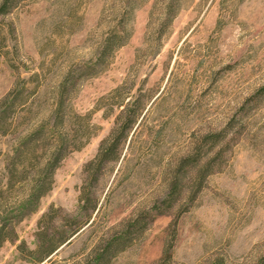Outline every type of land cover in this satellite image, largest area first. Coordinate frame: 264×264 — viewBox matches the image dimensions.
Here are the masks:
<instances>
[{"label": "rangeland", "instance_id": "obj_1", "mask_svg": "<svg viewBox=\"0 0 264 264\" xmlns=\"http://www.w3.org/2000/svg\"><path fill=\"white\" fill-rule=\"evenodd\" d=\"M10 7L0 12V101L24 90L18 99L28 103L8 109L10 127L0 135L7 236L0 264H37L38 220L51 205L42 227L57 239L56 231H70L68 216L92 215L39 264H88L101 237L130 219H144L140 232L101 264H264V0H12ZM116 28L130 36L101 61ZM71 71L77 86L64 129L78 127L76 115H91L92 136L66 154L32 212L34 205L15 202L26 186L7 165L26 141L39 153L54 142V131L38 124ZM124 105L140 109L139 118L119 159L94 181L85 166ZM25 160L18 156L33 172L37 161ZM84 187L94 199L87 210Z\"/></svg>", "mask_w": 264, "mask_h": 264}, {"label": "trees", "instance_id": "obj_2", "mask_svg": "<svg viewBox=\"0 0 264 264\" xmlns=\"http://www.w3.org/2000/svg\"><path fill=\"white\" fill-rule=\"evenodd\" d=\"M11 3L12 0H4L0 5V12H8L11 9ZM172 16L173 11L171 10L167 14L166 18H168V20L163 24V28L173 20ZM129 36V33L125 28H121L119 30L116 28V30H114V32L108 38L104 49V55H101L103 59L100 60H104V57L107 55L110 56L115 48L122 46L128 40ZM99 63L100 61L95 62V65ZM92 70H96V67H94ZM76 82V78L72 71L66 74L63 79H61L59 82L60 84H58L53 90L55 101L54 105L49 109V114L47 115L46 119L39 121V124L41 125L38 124V126H42L44 128L43 125H45L54 131L52 132L54 142H48V146L43 148V151L39 153V145L27 144L28 141H26L20 148H18L16 154L11 157V160L9 161L10 163L7 165L8 169L12 167V176H14L16 173V176L18 177L17 181L26 186V190L23 193H19V196L15 198V202H25L23 206L26 205V207H31L34 205L35 208L31 210L32 212H35V209H37L36 205L40 199L52 188L54 183V172L59 167L66 154L70 151L79 150L80 148L84 147L92 136L91 127L93 126H90L89 122L91 115H88L89 117L83 116L81 114L76 115L74 118H76L77 122L79 123L78 127L73 131L64 129L65 120L68 117V99L71 97L77 86ZM36 89L37 86L32 87L28 94L35 93ZM15 92L16 91L10 92L0 101V135L6 134L10 127L9 117L7 116L8 109L12 108L15 110L19 105L24 106V108L27 106L28 102L19 100L20 95L21 97L24 96V90H20L19 93L16 94ZM10 98L14 99L9 100ZM139 110L136 112H127L129 111V105H124L123 109L120 110V113L117 115L114 126L109 132V135L101 140V144L97 154L95 155V158L85 166L86 172L89 170L94 172V175H92L94 181L99 180L100 172L106 163H110V161L113 160H118L121 156V150L123 148L124 141L130 134L134 124L139 118ZM18 156H24L28 161H37V163L30 165L33 169V172H27V168H29V166L22 164L23 162L17 161ZM19 167L21 168L19 169ZM13 181L14 177L13 179H10V189L14 188ZM179 184L180 182L174 183L176 186ZM81 190V206L83 210H87L89 206L88 204L94 201V199L91 192L86 190V187L82 188ZM2 194L0 195L1 197ZM95 208L96 204L93 209ZM54 210L55 206L51 205L49 210L46 211L38 220L39 229L36 235L42 238V242L37 243L36 248L31 250L32 253L40 254L39 260L36 262L37 264L51 256L53 252H55L61 245L67 243L72 235L80 231L81 228L89 222V218H91L92 215L90 210H87L88 213L86 219H70L68 216L66 218L67 221L71 220L72 223L66 222L63 227H69L70 231L68 233L65 232V230L56 231V234L61 235V238L57 239L52 234L50 235L48 228L42 227L43 221H45L48 217V220L52 219L51 213ZM4 211H6V209L2 210L1 213ZM143 221L144 219H130L128 226L126 225L122 231L115 232L109 238L105 236L101 237L100 241L97 243V247L94 250V258L91 261H86L85 263L101 264V260L107 257V255L110 256V253L113 254L119 249H125L126 247H124V245L126 241L128 238H131L133 234H138L140 232L141 229L139 226L143 223ZM5 229L6 226L4 225L0 230V245L7 238V236L3 235Z\"/></svg>", "mask_w": 264, "mask_h": 264}]
</instances>
